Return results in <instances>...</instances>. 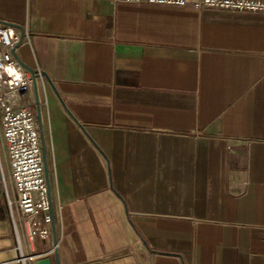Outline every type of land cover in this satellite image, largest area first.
I'll list each match as a JSON object with an SVG mask.
<instances>
[{
  "label": "crops",
  "instance_id": "0c3cea01",
  "mask_svg": "<svg viewBox=\"0 0 264 264\" xmlns=\"http://www.w3.org/2000/svg\"><path fill=\"white\" fill-rule=\"evenodd\" d=\"M0 19L28 29L17 55L40 73L57 244L37 240V255L264 264V13L0 0ZM5 193L0 125V264H14Z\"/></svg>",
  "mask_w": 264,
  "mask_h": 264
},
{
  "label": "built area",
  "instance_id": "2783aa9c",
  "mask_svg": "<svg viewBox=\"0 0 264 264\" xmlns=\"http://www.w3.org/2000/svg\"><path fill=\"white\" fill-rule=\"evenodd\" d=\"M115 1L264 13V0ZM29 40L26 27L0 19V125L16 198L11 199L7 193L5 196L20 251L14 264L46 257L35 253V243L51 240L54 224L38 119L41 104L33 94L34 80L40 73L26 68L17 55L21 43ZM14 209L19 211L18 219Z\"/></svg>",
  "mask_w": 264,
  "mask_h": 264
},
{
  "label": "water",
  "instance_id": "95a60500",
  "mask_svg": "<svg viewBox=\"0 0 264 264\" xmlns=\"http://www.w3.org/2000/svg\"><path fill=\"white\" fill-rule=\"evenodd\" d=\"M29 70L32 71L31 69ZM53 238H54V244L56 245L57 237H56V230L54 226H53ZM36 264H59V258L56 253V250H54V258H52V256L49 255V256L38 259Z\"/></svg>",
  "mask_w": 264,
  "mask_h": 264
}]
</instances>
